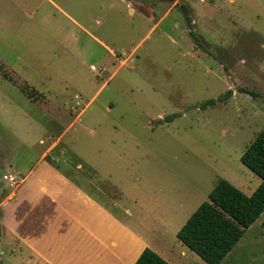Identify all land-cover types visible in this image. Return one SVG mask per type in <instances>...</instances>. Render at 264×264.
Here are the masks:
<instances>
[{
  "label": "rangeland",
  "instance_id": "obj_1",
  "mask_svg": "<svg viewBox=\"0 0 264 264\" xmlns=\"http://www.w3.org/2000/svg\"><path fill=\"white\" fill-rule=\"evenodd\" d=\"M124 1L0 0V203L38 165L0 207L4 264H207L177 232L220 179L261 184L264 0ZM243 244L264 264L259 227Z\"/></svg>",
  "mask_w": 264,
  "mask_h": 264
},
{
  "label": "trees",
  "instance_id": "obj_2",
  "mask_svg": "<svg viewBox=\"0 0 264 264\" xmlns=\"http://www.w3.org/2000/svg\"><path fill=\"white\" fill-rule=\"evenodd\" d=\"M182 9L187 14L186 8ZM240 91L256 97L255 92ZM22 92L28 98L34 93L24 87ZM216 103L210 101L204 105ZM241 162L261 179L252 195L248 196L226 179H220L209 193L208 201L203 202L177 232V239L207 264H220L264 213V129L247 147ZM135 264L170 263L146 248Z\"/></svg>",
  "mask_w": 264,
  "mask_h": 264
},
{
  "label": "crops",
  "instance_id": "obj_3",
  "mask_svg": "<svg viewBox=\"0 0 264 264\" xmlns=\"http://www.w3.org/2000/svg\"><path fill=\"white\" fill-rule=\"evenodd\" d=\"M121 1H124V0H121ZM142 1L143 0H132V1L125 0L124 2L129 7L130 13L133 14L140 7V5L142 4ZM52 3H54V2H52ZM172 10H174V7H170L169 6L168 9H167V11H166V14L168 12H171ZM61 11H63V10H61ZM63 13L68 16V14L65 13L64 11H63ZM162 18L163 17H161L159 19V22L161 21ZM105 47H107V46L105 45ZM110 51H112V50L110 49ZM36 166H38V165H36ZM35 167H32L28 171H24L25 175H23V173L22 174L19 173V171H15L14 173H4L3 174V176H5V175H12V176H15L16 178H18V176L20 177V175H21V180H20V182L17 183L16 186L15 185L13 186L14 187V190H12V191H10V192H8V193L5 194V196L3 197V199H2V201L0 203V207L5 206L9 201H11L14 198L15 193H16L17 189L20 188V186L25 185V184H27L29 182V180L31 179L32 174L34 172V169H36ZM49 184H50V186L51 185H55V183H52V182L47 183L46 185H49ZM41 192L42 193H46V187H43L41 189ZM53 201H54L53 204L56 205L57 202L55 201V198L54 197H53ZM53 208H55V206ZM0 210H1V208H0ZM258 227H259V234L264 237V213L245 232L244 236L240 239V241L236 244V246L226 255V257L221 261L220 264H238L239 261L243 258L242 256H244L245 254L249 255V258L250 259H253V257L251 256L252 255V247L251 246H247V245H251V244L245 245L243 243L247 239L248 235L250 233H252L255 229H258ZM0 231H1L0 232V245H1L0 261H1V264H4V256H5V253H6V245L5 244H6L7 240H8V238H9V237H6V231H8L12 235H17L22 240H23V237H21L22 235L20 236V234L18 233V231H17V229L15 227H11V226L7 225L5 223V221H4V219H2V218L0 219ZM113 246H115V245H113ZM142 252H143V249L140 248L139 253L136 255V257L134 259L135 262L137 261V259L139 258V256L141 255ZM263 253H264V245H263ZM199 259H201V258H199ZM46 261H48V260H46ZM168 262L170 264H173V263H171V261H168ZM181 264H184V263H181ZM189 264H201V262H200V260L194 261L192 259V260H189Z\"/></svg>",
  "mask_w": 264,
  "mask_h": 264
},
{
  "label": "built area",
  "instance_id": "obj_4",
  "mask_svg": "<svg viewBox=\"0 0 264 264\" xmlns=\"http://www.w3.org/2000/svg\"><path fill=\"white\" fill-rule=\"evenodd\" d=\"M4 179H5V180H9L10 182H14V183H15V178H14V176H11V175H9V176H4Z\"/></svg>",
  "mask_w": 264,
  "mask_h": 264
},
{
  "label": "water",
  "instance_id": "obj_5",
  "mask_svg": "<svg viewBox=\"0 0 264 264\" xmlns=\"http://www.w3.org/2000/svg\"><path fill=\"white\" fill-rule=\"evenodd\" d=\"M0 253H1V245H0ZM0 264H1V261H0Z\"/></svg>",
  "mask_w": 264,
  "mask_h": 264
}]
</instances>
